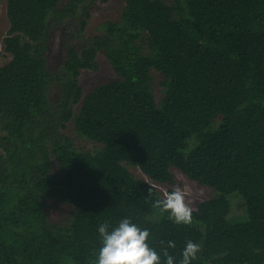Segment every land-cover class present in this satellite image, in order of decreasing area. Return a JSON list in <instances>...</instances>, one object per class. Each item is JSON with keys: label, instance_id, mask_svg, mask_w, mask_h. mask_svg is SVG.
Listing matches in <instances>:
<instances>
[{"label": "trees", "instance_id": "obj_1", "mask_svg": "<svg viewBox=\"0 0 264 264\" xmlns=\"http://www.w3.org/2000/svg\"><path fill=\"white\" fill-rule=\"evenodd\" d=\"M98 1L109 0H68L64 8L46 0L29 14L25 33L35 48L27 42L16 53L21 69L5 85L8 97L27 101L21 107L0 92V262L28 255L40 261L30 264H97L98 226L130 218L150 230L162 264L168 241L179 264L188 240L201 246L191 264H264V0H124L118 21L85 38ZM38 6L54 7L45 21ZM55 30L69 60L49 70ZM100 52L118 79L83 98L81 70L97 69ZM153 71L164 77L159 100ZM73 117L78 134L101 147L72 145L64 129ZM174 168L214 190L188 225L154 207L163 196L152 182L175 185ZM234 193L242 216L231 214ZM50 198L75 207L67 225L50 222ZM29 220L37 221L33 233Z\"/></svg>", "mask_w": 264, "mask_h": 264}, {"label": "rangeland", "instance_id": "obj_2", "mask_svg": "<svg viewBox=\"0 0 264 264\" xmlns=\"http://www.w3.org/2000/svg\"><path fill=\"white\" fill-rule=\"evenodd\" d=\"M46 0H0V92L2 96L5 97V101H15L19 106L25 105L26 99L24 97H8L6 95L5 85L11 86L15 84L12 82V73H16V69L19 65H15L14 58L19 50L24 49V45L28 42L35 48V43L31 36L25 33V25L29 21V14L31 10L37 4H44ZM68 0H60L58 8H64L67 5ZM124 0H109L108 2L98 1L95 2L91 7V17L88 21L87 29L84 34L85 38L94 36L101 33L100 26L106 21H118L121 17L122 11L124 9ZM42 11V20L45 21L51 15V7L38 6ZM56 7V6H55ZM54 8V7H53ZM33 37V36H32ZM61 31L55 30L49 39V49L45 51V56L47 57L48 68L53 70L56 66L69 60L67 58V51L63 48L60 41ZM41 49L43 46L41 44ZM98 68L95 70L82 69L79 77V83L82 88L83 98L92 91L97 85L101 83L110 82L112 80L118 79V75L115 73L110 62L104 53L100 52L97 56ZM17 67V68H16ZM154 77V92L157 100L162 96V86L161 82L164 77L162 74L153 71ZM3 85V86H1ZM49 101L53 108H57L59 101V91L58 86L53 83L49 88ZM80 106L77 104L74 108L78 110ZM5 109H8L7 107ZM9 112V111H7ZM11 113V112H9ZM64 133L71 141L72 145L80 150H95L101 145L98 142L91 141L83 138L77 132V127L75 124V118H70L64 129ZM2 154V149L0 148V155ZM135 176L139 179L150 181V179L142 173L138 167H133L129 164H124ZM53 173L55 175L61 174L60 168L56 164L53 158ZM176 184L169 186L167 184H152L161 192L162 196L164 192L172 191L179 187L184 189L187 187L189 189V195L187 202L192 207L196 208V205L203 201L210 199L214 196V190L208 186L200 185L199 183L190 180L185 176L180 170L173 169ZM233 200L232 216H242L245 214V203L242 197L234 193L231 196ZM241 198V199H240ZM46 206L47 215L49 220L55 226H65L71 220L74 215L75 207L68 202L59 200L57 198H50L43 201ZM31 223H37L34 221H27L26 227H30ZM32 233L33 230L29 229ZM48 254V253H47ZM54 257V256H53ZM33 259V261H32ZM58 260V259H57ZM39 263L38 257H28V255H16L14 264H30L31 262ZM65 258H63L61 264H66ZM68 261V260H67ZM0 264H10L0 262Z\"/></svg>", "mask_w": 264, "mask_h": 264}, {"label": "clouds", "instance_id": "obj_3", "mask_svg": "<svg viewBox=\"0 0 264 264\" xmlns=\"http://www.w3.org/2000/svg\"><path fill=\"white\" fill-rule=\"evenodd\" d=\"M152 188L150 189V195ZM189 189L179 187L164 192L163 199H157L154 207L169 214V219L176 224H191L193 209L187 202ZM109 222L98 226L102 247L99 249L97 264H162L161 254L150 246V230L142 229L130 218H123L118 225L111 228ZM163 245L164 242L161 241ZM174 241H168L162 249L164 264H174L175 258L169 254L168 248H175ZM201 250L198 243L188 240L182 251L179 264H191Z\"/></svg>", "mask_w": 264, "mask_h": 264}]
</instances>
